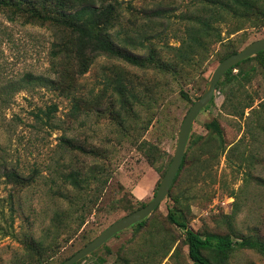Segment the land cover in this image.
<instances>
[{
    "label": "rangeland",
    "instance_id": "1",
    "mask_svg": "<svg viewBox=\"0 0 264 264\" xmlns=\"http://www.w3.org/2000/svg\"><path fill=\"white\" fill-rule=\"evenodd\" d=\"M117 1L123 10L122 29L145 44L146 48L136 51L145 55L153 47L163 60L176 54L183 36V17L197 13L192 0ZM157 10L162 12L156 14ZM228 23L221 25L224 42L245 36L243 48L264 37V27L248 25L230 34L232 25ZM52 40L48 27L12 21L0 14V264L23 261L24 234L47 242L61 241L53 259V264L60 263L129 214L126 207L136 209L138 202H150L172 162L181 124L207 88L220 63L215 54L222 50L220 43L213 45L201 66L180 65L175 75L100 56L79 79V86L86 100L98 97L101 107L75 111L70 99L29 78L53 76ZM242 67L254 70L251 81L217 85L214 101L192 126L185 153L195 136H207L205 125L213 119L223 130V150L217 142L197 144L188 153L191 161L146 226L118 233L79 264H95L98 256L106 259L104 264H193L185 231L167 218L169 208L176 205L189 227L201 233L264 239V187L255 179L264 178V74L255 60ZM115 70L122 72L123 82L133 93L129 94L132 105L128 110L107 82ZM64 136L87 149H99L102 156L68 150L62 143ZM149 143L161 152L155 165L144 152ZM96 164L103 167L109 181L87 214L86 224L78 229L70 215L73 204L64 198L68 194L73 197L76 191L63 183L61 176L71 169L90 175ZM11 169L24 176L34 174L36 181L18 185L4 176V171ZM88 193V197L94 195L95 189ZM11 198L16 236L4 233L11 224ZM228 264H264V258L255 251L240 250L231 255Z\"/></svg>",
    "mask_w": 264,
    "mask_h": 264
},
{
    "label": "trees",
    "instance_id": "2",
    "mask_svg": "<svg viewBox=\"0 0 264 264\" xmlns=\"http://www.w3.org/2000/svg\"><path fill=\"white\" fill-rule=\"evenodd\" d=\"M192 1L197 7V13L183 17L185 21L183 36L179 39L180 44L176 48L175 56L170 60H163L153 47H150L149 52L145 55L136 51L139 50L138 47H145V44L122 29L123 10L117 0H0V14H4L12 21L20 20L26 24L46 26L52 32L50 56L53 76L34 77L29 75L30 80L37 79L50 91L70 99L75 111H82L83 107L87 109L95 107L99 110L101 106L98 97L94 101L86 100L82 93V87L79 86V79L89 71L98 57L108 56L140 68H159L175 75L180 72L178 69L180 65L201 66L203 58L215 44L222 45V50L215 54L220 62L241 49L246 37L224 42L225 38L221 28L223 23L229 22L228 24L232 25L228 31L230 34L240 31L244 25L258 29L264 27V0ZM155 12L159 14L162 11ZM144 37L146 40L148 39L147 36ZM252 60L257 62L264 74V51H262L231 68L218 84L225 86L237 82L242 85L243 81H251V72L254 70H245L242 66ZM235 69L238 71L235 72ZM110 77V80L107 81L108 84L113 85L121 106L128 110L132 105L129 94L133 93L123 82L124 75L115 70L114 76L110 75ZM182 94L188 97L184 92ZM213 101L212 99L210 103ZM55 107L53 106L52 110ZM51 112L50 109L46 112L49 124ZM149 125L150 121L145 124L144 129L147 130ZM205 126L208 129L207 136H195L188 153L201 141L205 144L217 142L221 151L223 150L224 135L218 120L213 119ZM62 143L70 151L80 150L97 157L102 156L99 149H87L82 145H77L67 136L62 137ZM144 152L152 165H155L161 156L159 147L152 143L148 144ZM188 153L184 154L183 163L176 179L181 175L187 163L191 161ZM4 176L23 187L36 181L34 174L24 176L16 169L5 170ZM61 177L63 183L71 185L76 191L73 197L68 194V196L64 195V198L73 204L74 209L71 210L70 215L75 217L73 219H75L78 229H81L87 222V214L91 213L97 205L99 193L108 183L109 177L104 175V169L100 164L93 167L90 175L80 169H71ZM255 179L259 185L264 187V178L255 177ZM90 188L95 189V194L88 197ZM175 201L177 202L178 199L176 198ZM13 203L14 200L11 198L9 201L11 224L4 230V233L16 236L13 226L15 217ZM138 204H140L138 208L129 206L126 207V210L131 213L146 205L141 202ZM2 216H6L4 211H2ZM150 216L131 228L141 230L146 226ZM167 218L172 224L185 231V243L193 264H228L231 255L240 250L255 251L264 258V239L262 238L253 235L234 236L230 233L216 231L201 233L189 227L183 218V211L177 205L169 208ZM24 236L22 245L25 252L20 264L54 263L53 259L62 247L61 241L52 239L47 242L44 239L28 238L27 234ZM66 259L57 264H61ZM105 262L106 259L102 256H98L95 260V264H104Z\"/></svg>",
    "mask_w": 264,
    "mask_h": 264
},
{
    "label": "water",
    "instance_id": "3",
    "mask_svg": "<svg viewBox=\"0 0 264 264\" xmlns=\"http://www.w3.org/2000/svg\"><path fill=\"white\" fill-rule=\"evenodd\" d=\"M264 51V37L254 40L241 48L236 53H233L223 59L215 68L207 88L204 93L193 103L190 110L186 114L178 135V142L172 162L164 174L158 190L153 199L145 206L126 214L119 218L106 229H104L93 240L85 244L82 248L76 251L73 255L67 258L61 264H76L86 256L103 246L107 241L113 238L118 233L131 228L133 225L148 218L169 195L175 179L181 169L185 150L191 135L192 126L199 113L212 101L215 95L216 87L219 81L231 68L246 60L249 57L255 56L259 52Z\"/></svg>",
    "mask_w": 264,
    "mask_h": 264
}]
</instances>
